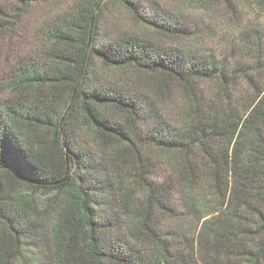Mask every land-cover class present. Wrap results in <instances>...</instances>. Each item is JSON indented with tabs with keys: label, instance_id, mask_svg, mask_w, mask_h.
<instances>
[{
	"label": "trees",
	"instance_id": "trees-1",
	"mask_svg": "<svg viewBox=\"0 0 264 264\" xmlns=\"http://www.w3.org/2000/svg\"><path fill=\"white\" fill-rule=\"evenodd\" d=\"M62 2L0 0V47ZM114 2L148 32L103 23ZM184 18L80 0L31 30L0 84V264H264V63L202 51Z\"/></svg>",
	"mask_w": 264,
	"mask_h": 264
},
{
	"label": "rangeland",
	"instance_id": "rangeland-1",
	"mask_svg": "<svg viewBox=\"0 0 264 264\" xmlns=\"http://www.w3.org/2000/svg\"><path fill=\"white\" fill-rule=\"evenodd\" d=\"M80 0H63L60 5L35 6L30 12V19L21 28L14 44L15 47H0V84L3 82L11 70L15 69L25 57L26 49L31 41L34 26L42 24L41 18L51 17L61 14L70 9L72 5ZM160 9L170 15H183L191 30L194 33L192 41H194L202 51H214L219 56L225 54L231 56V50L227 46L233 44L241 49L240 57L247 55L255 59L261 58L264 63V6L259 7L248 4L247 0H230V8L226 4L214 0H153ZM235 8L236 10H234ZM102 22L113 24L116 28L129 33H147L148 31L138 25L132 16L118 3L109 4L103 11ZM44 20V19H43ZM40 21V23H38ZM252 34L259 35L260 45L254 46L246 51L242 50L244 46L243 39L245 36ZM157 43L176 49L179 45L169 38H164L153 34ZM190 40V39H189ZM188 40V41H189ZM188 44L187 42H184ZM236 53V55H237ZM246 53V54H245ZM237 57V56H236ZM234 58H231L233 62ZM237 59V58H235ZM106 77L114 75L122 81H126L131 87L134 84L131 79L135 78L134 72L119 73L113 70H103ZM119 79V80H120ZM120 80V81H121ZM134 80V79H133ZM122 83V82H121ZM38 198L49 199L46 195L39 193ZM18 264H37V257L33 252L27 254L23 262Z\"/></svg>",
	"mask_w": 264,
	"mask_h": 264
}]
</instances>
